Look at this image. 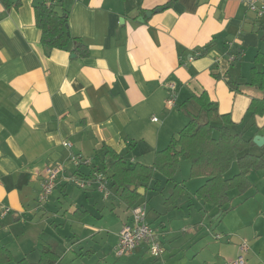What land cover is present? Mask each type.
Masks as SVG:
<instances>
[{
	"label": "crops",
	"instance_id": "1",
	"mask_svg": "<svg viewBox=\"0 0 264 264\" xmlns=\"http://www.w3.org/2000/svg\"><path fill=\"white\" fill-rule=\"evenodd\" d=\"M13 1L20 6L0 4V244L13 254L8 264L23 258L36 264L50 240L56 264H225L237 258L243 241L247 264H264V168L246 170L251 187L230 190L222 207L197 194L206 178H189L188 160L185 179L156 173L147 190L139 187L137 203H148V220L165 247L160 258L147 244L125 257L115 254L137 204L124 202L116 187L104 197L60 180L37 208L48 165L63 163L67 174L93 168L110 174L107 151L113 149L132 165L153 166L156 153L190 119H207L195 100L203 92L221 114H230L233 134L264 136V114L249 111L253 98H264L249 84L254 57L264 52V17L243 0H62L56 10L69 12L72 36L89 49L83 56L74 42L63 49L42 45L34 11L41 0ZM158 7L162 11L145 17ZM214 39L204 56L188 60ZM236 53L242 54L231 62ZM227 78L242 83L241 90L232 91ZM65 140L91 164L74 167ZM249 151L264 155V145ZM177 183L179 196L167 203ZM3 207L11 212L2 216Z\"/></svg>",
	"mask_w": 264,
	"mask_h": 264
},
{
	"label": "trees",
	"instance_id": "2",
	"mask_svg": "<svg viewBox=\"0 0 264 264\" xmlns=\"http://www.w3.org/2000/svg\"><path fill=\"white\" fill-rule=\"evenodd\" d=\"M5 8L19 7L20 1L0 0ZM35 23L41 30V43L49 49H63L71 42L75 43L74 51L83 56L89 53L88 46L77 37H73L69 26V12L62 13L56 10V6L41 0L34 8ZM215 45V39L209 42L201 56H204ZM238 56L239 53H236ZM254 65L251 68L250 85L264 91V71L258 65L264 66V52H258L254 57ZM227 84L232 91L239 92L242 83L227 78ZM196 102L206 113L207 120L200 121L197 117L190 119L188 124L174 136L170 144L156 153L153 166L140 163L134 165L118 154L113 149H108L107 155L112 159L109 164L111 173L109 175L111 188L116 187L120 191V197L129 206L137 203L143 195L136 189L144 187L147 190L149 183L156 173L171 180L180 168L181 159L190 162L189 178L205 177L206 182L197 190V194L203 198L205 203L222 207L226 205L229 191L237 189L245 193L251 183L246 175V170L264 168V155L249 151L255 145L253 138H246L242 134H233L230 125L233 124L230 114H221L218 103L212 100L207 92L199 97L195 96ZM249 111L253 114H264V98H253ZM215 122L222 123L220 127ZM218 135L215 136V131ZM237 163L240 172L230 178L225 174L232 165ZM95 171V168H93ZM102 169V168H100ZM182 183H177L166 201L172 203L178 198ZM113 190V189H112ZM13 254L4 245L0 244V264H8L13 261ZM59 255L56 252L54 241L45 243L40 250V259L36 264H56ZM17 264H35L27 258H23Z\"/></svg>",
	"mask_w": 264,
	"mask_h": 264
},
{
	"label": "built area",
	"instance_id": "3",
	"mask_svg": "<svg viewBox=\"0 0 264 264\" xmlns=\"http://www.w3.org/2000/svg\"><path fill=\"white\" fill-rule=\"evenodd\" d=\"M52 5H57L62 0H45ZM248 11L252 12L256 17H264V0H243ZM201 51H192L188 57L189 61H193L201 56ZM232 54L230 61H236L239 56ZM169 88L173 91L174 83H169ZM168 104H174V97L168 99ZM153 120H157L154 117ZM63 146L70 150V161L77 169L82 165H90L92 160L90 157L71 151L72 143L68 140L63 141ZM67 167L63 163L48 165L45 168L43 175L42 187L37 198V208H42L48 202L60 180L72 183L81 189H94L100 192L104 197H110L113 194L111 188L108 171L105 169H97L91 174H83L77 170L76 172L67 174ZM11 212L9 207H3L2 216ZM215 239L222 236L214 234ZM141 244L149 246L150 253L160 258L165 253V247L160 239L156 228L148 220V203L141 201L131 209V219L125 223L119 233V240L115 248V254L118 257H125L133 253V251ZM249 250V245L246 241L241 242L239 246V254L236 259L226 262L225 264H247L246 253Z\"/></svg>",
	"mask_w": 264,
	"mask_h": 264
},
{
	"label": "rangeland",
	"instance_id": "4",
	"mask_svg": "<svg viewBox=\"0 0 264 264\" xmlns=\"http://www.w3.org/2000/svg\"><path fill=\"white\" fill-rule=\"evenodd\" d=\"M197 118H198L200 121H206V120H207L206 117L203 116V115H200V116L197 117ZM188 167H189V162H188L187 160L182 159V160H181V165H180V170H179V172H178L177 175H176V177H177L178 180H183V179L186 178L187 174H186V175H184V174H185V169H186V168L188 169ZM238 171H239V169H238V165H236V163H235V164L233 165L232 169L230 170V172H228L225 176H226V177H230V176L232 175L233 172L236 173V172H238ZM176 177H175V179H176ZM148 207H149V206H148ZM148 210H149V208H148Z\"/></svg>",
	"mask_w": 264,
	"mask_h": 264
},
{
	"label": "water",
	"instance_id": "5",
	"mask_svg": "<svg viewBox=\"0 0 264 264\" xmlns=\"http://www.w3.org/2000/svg\"><path fill=\"white\" fill-rule=\"evenodd\" d=\"M162 9H163V7H158L156 9H154V10H148V11L145 12V17H151L153 15V13L160 12V11H162ZM145 17H141V20L144 21ZM253 140L259 146H263L264 145V136L256 135L253 138ZM143 189L144 188H139V189L136 190V188L134 186L131 188V190H133V191L136 190L139 193H142Z\"/></svg>",
	"mask_w": 264,
	"mask_h": 264
}]
</instances>
